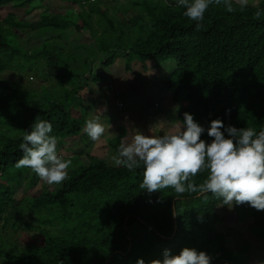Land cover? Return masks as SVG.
<instances>
[{"label": "trees", "instance_id": "16d2710c", "mask_svg": "<svg viewBox=\"0 0 264 264\" xmlns=\"http://www.w3.org/2000/svg\"><path fill=\"white\" fill-rule=\"evenodd\" d=\"M35 1L0 0V9L35 8ZM105 1L68 0L78 6L74 9L80 23L69 15L48 13L33 23L18 20L14 13L0 19V72L17 58H42L47 76H65L72 84L83 83L81 88L66 92L59 102L52 97L40 101L17 85L11 90L0 82V121L9 124L10 133L15 122L21 133L13 138L0 135V219L6 215L4 223L20 221L16 214L21 204L11 197L12 177L21 178L31 171L15 167L22 155V131L38 116L52 122L58 151L81 137L85 121L73 109L79 103L77 92L93 75L90 64L97 63L103 71L119 53L127 68L134 59L145 65L153 60L174 63L170 75L163 78L165 92L172 104H187L184 112L191 113L201 125L221 118L237 128L264 129V15L255 16L258 8L264 9V0H247L246 6L232 0L231 13L223 4H213L198 31L195 22L182 15L184 9L175 6V0H128L121 10L133 16L116 29L103 12ZM100 3L104 9L98 7ZM85 6L87 10L82 9ZM94 13L107 21L108 30L93 29ZM70 27L77 33L87 31L94 40V45L77 46L82 51L77 71L69 68L72 57L62 48ZM21 28L34 29L37 38H46L38 50L20 49L15 31ZM132 28L136 29L134 36H130ZM105 79L104 72L91 78L100 84ZM226 110H230L227 116ZM113 142L108 147L116 154L120 142ZM105 158L88 155L84 163L70 169L59 188L39 191L26 201V208L40 215L36 229L41 238L15 253L7 250L0 236V264H136L138 258L151 264L164 250L178 254L184 247L205 251L215 263L243 264L241 256L227 248L225 235L233 231L229 224L234 223L246 227L243 237L248 234L250 239L264 242V216L247 204L235 206L232 214L223 216L222 210L228 207H221L220 200L211 195L205 200L196 194H177L171 188L148 193L139 187L142 167L129 172L111 166ZM206 175L198 174L195 182L202 183ZM36 177L33 173L32 181ZM221 225L223 231L218 228ZM47 226L58 231L43 229Z\"/></svg>", "mask_w": 264, "mask_h": 264}, {"label": "rangeland", "instance_id": "374dc122", "mask_svg": "<svg viewBox=\"0 0 264 264\" xmlns=\"http://www.w3.org/2000/svg\"><path fill=\"white\" fill-rule=\"evenodd\" d=\"M105 3V9L102 3L98 7L104 9L103 12L106 13V17L112 21L116 29L124 26L133 16L131 12L127 15L121 10V6L128 5V0H106ZM34 6L35 8L29 6L19 9L5 6L0 9V19L4 18L8 13H14L18 20L33 23L39 20L41 14L48 13L49 15H69L80 23L77 12L74 9L78 6L70 5L68 0H36ZM82 9L87 10V7L85 6ZM98 23L102 24V27L98 26ZM92 24L93 29L96 31L102 28L108 30L109 28L107 21L97 13L92 16ZM66 31L68 33L62 39V48L66 55L72 57L69 60V68L77 71L81 65L79 55L82 53L77 46L80 44L94 45V40L89 38L87 31L77 33L71 27ZM15 32L18 46L24 51L38 50L42 42L46 40V38H37V31L31 28H21ZM135 32L136 29L132 28L130 36H134ZM121 54L119 53V55ZM119 55L111 61L109 66H105L103 71L98 67L97 63L90 64L92 65L93 75L88 77V85L80 92H77L79 98L77 107L80 106V109H77L76 105L73 109L84 121L98 115L96 109L107 108V112L101 120L106 131L101 139L95 142L82 133L81 137L68 142L66 148L62 147V149H59V154L65 159L71 160L68 174L70 169L75 168L79 163H84L88 155L100 158L106 157L105 159L109 162V157L114 153H111L108 143L110 141H114L113 143L115 144L121 143V140L125 137L130 139L134 132V129H129L130 127H134L146 135H161L172 131L177 119L182 121L187 104H172L163 86V78L170 75L171 70L174 68V63H162L159 60H153L145 65L134 59L127 68L125 66L126 59ZM102 63L105 62L102 61ZM59 70L60 73L64 74L63 68H59ZM101 72L106 75L105 81L101 84L93 82L91 78H96ZM0 82L7 85L11 90L17 85L21 90L35 95L36 99L40 101H44L47 97H52L59 102H63V96L66 92L83 86V83L81 85L79 82L78 84L76 82L72 84V79L70 80L65 76L61 78L47 76L46 62L42 58H32L27 61L17 58L16 61L6 65L0 72ZM177 105H179L180 110L175 113L173 109ZM3 121H0V135H8L12 138L20 136V126L16 125L15 122L11 124L10 128L13 131L10 133L9 124ZM32 177L33 173L28 170L21 178L12 177L10 186L12 190L11 197L21 204L20 211L16 214L17 218L20 221L31 224L33 228L23 226L16 219H9L7 223H4L6 215L0 219V236L7 250L15 253L34 243L35 239L41 238L39 230L36 229L39 225L37 220H39L38 217L40 215L36 214L31 208H26V201L32 199L39 191L45 193L53 191L64 182L60 185H48L38 177L32 181ZM46 212L43 211L42 213L48 215ZM260 212L264 216V211ZM232 213L233 209L230 210L228 208L222 210L221 215L225 216ZM229 225H231L233 231L225 235L227 248L231 252L239 254L243 264H261V262H264V242L254 238L250 239L248 234L243 237L246 227L242 223ZM218 228L223 231V225ZM43 229H48L54 233L58 231L56 227L53 228L51 226L43 227ZM212 264L226 263H215L213 258Z\"/></svg>", "mask_w": 264, "mask_h": 264}, {"label": "clouds", "instance_id": "9594fccd", "mask_svg": "<svg viewBox=\"0 0 264 264\" xmlns=\"http://www.w3.org/2000/svg\"><path fill=\"white\" fill-rule=\"evenodd\" d=\"M239 2L241 6L247 5V0ZM213 4H223L229 13L234 11L232 0H175V6L184 9L182 15L195 22L197 31ZM261 15L264 9L258 8L255 16ZM179 110V105L173 109L175 113ZM96 111L98 115L86 120L82 128L93 142L100 140L106 131L101 120L107 108ZM229 113L226 110L225 115ZM129 129H134L131 138L121 140L109 163L129 172L142 167L139 187L143 191L153 193L171 188L177 194H196V198L205 200L211 195L220 200L221 207L230 210L247 204L258 212L264 211V129L237 128L225 124L221 118L201 125L188 112L183 113L182 121H175L173 130L167 134L146 135L134 127ZM22 132L19 145L22 155L15 167L30 169L48 185H60L68 177L71 160L58 153L52 122L37 116ZM202 173H207L206 177L202 183H196L194 178ZM172 215L176 216L175 210ZM212 261L205 251L184 247L178 254L164 250L161 258L152 260L151 264H212ZM136 264L145 261L138 258Z\"/></svg>", "mask_w": 264, "mask_h": 264}, {"label": "built area", "instance_id": "2783aa9c", "mask_svg": "<svg viewBox=\"0 0 264 264\" xmlns=\"http://www.w3.org/2000/svg\"><path fill=\"white\" fill-rule=\"evenodd\" d=\"M95 0H90V2H94ZM120 106H122L121 104H120Z\"/></svg>", "mask_w": 264, "mask_h": 264}]
</instances>
